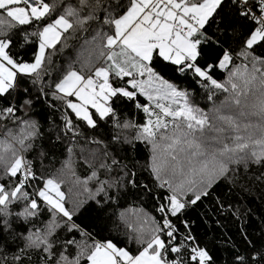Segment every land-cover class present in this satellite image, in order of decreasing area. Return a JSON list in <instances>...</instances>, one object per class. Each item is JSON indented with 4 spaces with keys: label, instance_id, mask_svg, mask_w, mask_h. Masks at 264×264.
Listing matches in <instances>:
<instances>
[{
    "label": "snow or ice",
    "instance_id": "6c2138e0",
    "mask_svg": "<svg viewBox=\"0 0 264 264\" xmlns=\"http://www.w3.org/2000/svg\"><path fill=\"white\" fill-rule=\"evenodd\" d=\"M248 181L264 184V0H0V264H264ZM130 200L151 211H115ZM93 211L125 239L97 238Z\"/></svg>",
    "mask_w": 264,
    "mask_h": 264
},
{
    "label": "trees",
    "instance_id": "16d2710c",
    "mask_svg": "<svg viewBox=\"0 0 264 264\" xmlns=\"http://www.w3.org/2000/svg\"><path fill=\"white\" fill-rule=\"evenodd\" d=\"M75 44V42H73ZM78 47V45H76ZM75 51L76 49H69L64 56L57 58V64L66 65L70 59H73L75 57ZM185 87H187V84H185ZM190 91L194 92L193 100L195 103H197L200 107L205 108V110H208L212 107V103L207 100L206 98V92L200 88L198 85L195 86L192 89H189ZM220 99H223V96H220ZM219 102V101H217ZM36 108L43 114L47 115V111L41 107V105L37 104ZM139 120H143V116L139 115ZM139 148V145L137 146ZM139 159L143 160V158L146 155V152L141 149L139 152L134 153ZM44 166L48 168L50 172H55L56 169L60 167L59 163H55L54 165H49V162L46 160L44 161ZM249 185L250 190L249 191H239L237 190V196L239 199L244 202L248 207L252 208L255 211V214L250 218L248 223H250L254 230H258L259 228V220L261 219V213L264 212V184H253L251 181L246 182ZM132 204V206H138L143 205L146 209L151 211L150 202L147 200H130L128 202H124L120 205L119 208L115 209V211H122L125 208H128L129 205ZM111 215V212L109 213ZM84 223L89 224L92 226V230L94 232H99L100 236L97 238L102 237H118L121 240H124V229L123 226L120 225V222L117 220L115 215H111V218L109 219L108 216H98L93 211L90 215H85L84 217ZM227 231V234L233 239H236L237 236V223L233 221H227L225 222ZM197 229L200 232L201 235H203L207 228L205 225H197ZM220 230L217 229V232ZM130 247H134V245H129ZM220 255L227 258V253L221 252Z\"/></svg>",
    "mask_w": 264,
    "mask_h": 264
}]
</instances>
